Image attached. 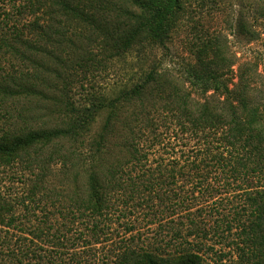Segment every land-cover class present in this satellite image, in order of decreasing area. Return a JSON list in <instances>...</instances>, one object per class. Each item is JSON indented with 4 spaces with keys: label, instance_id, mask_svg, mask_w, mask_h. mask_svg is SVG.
Listing matches in <instances>:
<instances>
[{
    "label": "trees",
    "instance_id": "obj_1",
    "mask_svg": "<svg viewBox=\"0 0 264 264\" xmlns=\"http://www.w3.org/2000/svg\"><path fill=\"white\" fill-rule=\"evenodd\" d=\"M190 1L24 0L13 7L25 18L9 15L6 31L0 28V60L8 55L27 69L0 77V167L27 162L40 171L19 199L28 205L0 195V264H82L65 227L56 228L49 217L27 218L32 205L34 211L41 198L53 196L44 187L47 161L38 155L49 147L62 157L72 188L64 198L55 194L64 199L61 218L71 224L93 221L87 229L93 241L86 246L99 241L94 222L105 217L115 198L133 212L148 207L153 216L184 220L188 237L172 253L122 242L107 251L109 264H223L226 259L230 263L224 264H264V91L257 97L262 60L236 59L221 33L200 26L181 73L163 67L156 51L167 50ZM196 1L206 10L231 3ZM249 9L247 16L239 7L231 25L233 35L247 44L264 35V1ZM129 57L138 68L130 81L111 95L91 92L87 104L72 101L75 85L83 89L90 77L127 65ZM24 102L36 110L24 115ZM40 111L53 118V126L28 124L26 117ZM178 142L186 144L179 155L171 147ZM87 144L89 151L81 153ZM66 146L70 151H63ZM169 147L171 155L165 153ZM212 175L217 186L207 183ZM186 177L189 187L177 188ZM207 195L220 199L211 206L218 221L209 230L192 218L204 210L191 211ZM224 200L231 205L227 211L220 206ZM210 234L220 239L218 250L207 240ZM173 235L179 239L182 232ZM204 253L215 259L206 261Z\"/></svg>",
    "mask_w": 264,
    "mask_h": 264
},
{
    "label": "rangeland",
    "instance_id": "obj_2",
    "mask_svg": "<svg viewBox=\"0 0 264 264\" xmlns=\"http://www.w3.org/2000/svg\"><path fill=\"white\" fill-rule=\"evenodd\" d=\"M23 1L24 0H0V28L4 31H6L4 23L7 17L12 19V14L16 16L13 7L16 8L21 6ZM263 1L264 0H231V3H229V5L227 4L225 9L215 8L206 10L207 7L201 6L196 0H191L186 6L185 16L178 21L176 27L173 29V36L170 43L167 45V50L162 52L156 51V59L162 61L163 67L172 71L174 75H179L182 71V64L191 60L190 54L193 49V44L197 43L200 37V26H203L210 34L221 33L222 36H224L223 41H225L229 53L233 56L235 55L236 59H251L256 57L262 60V64L259 68L262 72L260 79H258L259 89L257 93V97L261 98L264 91V35H262L259 40L247 44L245 41L233 35L231 25L237 12L240 11L239 7H243V13L250 16L251 12L249 7L252 3ZM246 9H249V11L247 12ZM23 15L22 13L21 16H16V21H20L21 17L25 18ZM1 53L3 54L4 52ZM1 57L0 77H5L7 75L18 76L21 73H25L27 64L19 61H11L8 55L3 54ZM6 60L11 62H7ZM137 69L138 68L135 66V59L129 57L127 65L119 64L106 73L96 74L90 77L88 81L83 82V89L75 85L71 92L72 101L77 105L87 104V97L91 92L111 95L118 85L130 81L133 77V73H135ZM31 103L24 102L22 105L24 108V115L31 110H36L35 107H31ZM18 108L21 109L20 107ZM36 116H38V118L35 119ZM2 117L3 111L0 109V127H2L4 123ZM26 118H31V121L27 122L32 127L53 126V123H55L53 118L44 116V112L41 111L35 115H28ZM101 119L102 117L96 119V125L92 129V132L98 131ZM28 124L26 123L27 127H29ZM163 136L165 137L164 134ZM184 143L186 142L184 141ZM185 145L182 142H178L176 146H174L172 143L171 147H174L173 153L176 152L178 155L184 153L186 148ZM171 147L166 148L165 153L171 155ZM55 148L59 149L58 147ZM62 149L63 147L59 150ZM63 151H70V149L66 146ZM79 151L86 154L89 151L88 144L85 147L82 146ZM38 155L44 161H47L45 162L46 177L44 178V187L47 188L48 193H52L53 196L50 198L49 195H47L49 198H41L40 204L36 206L37 208L34 207V211V205H32V211L28 212L27 218L34 221L33 217H37L41 220L45 217H49L56 228L62 231V228L65 227L67 235L69 237L72 236V239L74 238L76 251H78L77 253L79 254L76 259H79L82 264H109L111 255L107 251H112L114 248L122 245V242L137 249L153 250L159 248L163 250L164 253L170 254L176 249L178 243L181 242L180 239H186L188 237L187 230L185 228L182 229L184 220L177 221L178 219H176L175 221H171L162 217L161 214L153 216L154 213H151L148 207H144L143 209L137 208L133 212L125 209V206L115 198L114 202H112V206L107 210L105 217L94 222V224H97L99 227V241L95 245L94 243L96 242H93L92 245L86 246V243L92 240L90 238L91 234L87 229H90L93 225V221L85 218L80 220L81 222L71 224L63 220L59 214V203L64 200L63 198L65 195L72 189L68 188L71 183L69 184V177L66 180L67 173H65L62 168V157L53 147L44 149ZM26 163L27 162L17 163L8 168L0 167V195L3 196L5 200L19 205L20 202H24L28 205V200L20 201L19 199H23L28 194V190L31 188L34 181V174H38L40 171L39 166L30 167ZM208 179V185L217 186L215 182L217 179L215 180L214 175ZM190 184V179L186 177L183 181L178 182L176 187H189ZM61 190L62 193H60ZM58 193L64 195L63 198L59 195L55 196V194ZM219 200L218 195H215L213 199L207 195L205 198L195 203V207L192 206V213H196V210L202 211L203 213L204 210V217H202L203 214L201 216L198 214L192 217L196 219L197 225H201L202 228L204 227L209 230L213 223L218 221V214L211 209V206L214 201L217 202ZM224 201L225 203L221 202L220 206H226L225 211H227L231 205L230 202ZM18 208L19 213L23 214L22 210L24 208L20 206H18ZM175 218H177V216H175ZM25 225L27 227L29 224ZM175 230L182 232L181 238H173V231ZM78 234H81V236H78ZM174 240L178 241L172 243ZM207 240L211 245L215 243V250L220 248V239L213 234H210ZM203 257L206 261H210V257L215 259L212 253H204ZM224 263H230L229 259H226L223 264Z\"/></svg>",
    "mask_w": 264,
    "mask_h": 264
}]
</instances>
